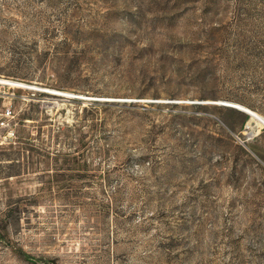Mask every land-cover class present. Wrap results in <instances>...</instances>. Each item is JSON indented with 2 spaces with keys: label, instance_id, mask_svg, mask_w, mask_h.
<instances>
[{
  "label": "rangeland",
  "instance_id": "rangeland-1",
  "mask_svg": "<svg viewBox=\"0 0 264 264\" xmlns=\"http://www.w3.org/2000/svg\"><path fill=\"white\" fill-rule=\"evenodd\" d=\"M235 107L264 121V0H0V264H264Z\"/></svg>",
  "mask_w": 264,
  "mask_h": 264
},
{
  "label": "trees",
  "instance_id": "trees-1",
  "mask_svg": "<svg viewBox=\"0 0 264 264\" xmlns=\"http://www.w3.org/2000/svg\"><path fill=\"white\" fill-rule=\"evenodd\" d=\"M108 105V104H107ZM91 106L93 107V108H91L92 110H96V108H95V103H92L91 104ZM124 106H128V107H132V106H134L133 104H129V105H125L124 104ZM90 118H91V120H93L94 118L96 119V114L94 113V112H92V113H90ZM235 150H237V152L240 154V155H242V156H246V157H249V155L247 154V152H245L242 148H240V147H237V148H235ZM248 160H250L251 161V163L254 165V164H256L258 167H259V165L253 160V159H248ZM259 169H261V167H259ZM263 171V170H262ZM264 172V171H263Z\"/></svg>",
  "mask_w": 264,
  "mask_h": 264
},
{
  "label": "water",
  "instance_id": "water-1",
  "mask_svg": "<svg viewBox=\"0 0 264 264\" xmlns=\"http://www.w3.org/2000/svg\"><path fill=\"white\" fill-rule=\"evenodd\" d=\"M75 99H77V100H84L85 98H79V97H77V98H75ZM86 100L100 101V100H98V99H86ZM222 105L228 107V105H224V104H222ZM235 109H237V110H243V109H238L237 107H235ZM243 111L246 112V114H247L248 116H250V117H255V118H256V116L253 115L251 112H249V111H247V110H243Z\"/></svg>",
  "mask_w": 264,
  "mask_h": 264
},
{
  "label": "bare ground",
  "instance_id": "bare-ground-1",
  "mask_svg": "<svg viewBox=\"0 0 264 264\" xmlns=\"http://www.w3.org/2000/svg\"><path fill=\"white\" fill-rule=\"evenodd\" d=\"M11 84V83H10ZM75 98H77V97H75ZM79 98H82V97H79ZM85 99H90V98H85ZM94 99V98H93ZM253 115H255L256 116V118H255V120L254 121H256L257 123H260L261 125H263L264 126V121L259 117V116H257L256 114H254V113H252Z\"/></svg>",
  "mask_w": 264,
  "mask_h": 264
},
{
  "label": "built area",
  "instance_id": "built-area-1",
  "mask_svg": "<svg viewBox=\"0 0 264 264\" xmlns=\"http://www.w3.org/2000/svg\"><path fill=\"white\" fill-rule=\"evenodd\" d=\"M10 114H11V111H10V110H6V111L4 112V116H5V117H9Z\"/></svg>",
  "mask_w": 264,
  "mask_h": 264
}]
</instances>
